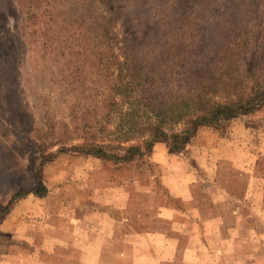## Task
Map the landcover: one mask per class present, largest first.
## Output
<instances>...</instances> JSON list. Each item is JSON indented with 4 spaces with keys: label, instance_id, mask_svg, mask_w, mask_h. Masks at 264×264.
Returning <instances> with one entry per match:
<instances>
[{
    "label": "rangeland",
    "instance_id": "1",
    "mask_svg": "<svg viewBox=\"0 0 264 264\" xmlns=\"http://www.w3.org/2000/svg\"><path fill=\"white\" fill-rule=\"evenodd\" d=\"M27 1L39 6L24 23L14 1L0 0V45L18 47L8 46L7 64L18 56L24 76L38 65L53 87L65 84L60 92L70 99L67 108L80 104L77 122L91 121L88 102L81 101L84 85L96 78L95 62L83 54L76 72L78 64L60 59L57 50H47L44 61L35 62L45 44L86 43L85 36L66 38L71 30L59 17V4L53 10L43 0ZM234 1L114 0V38L110 34L108 42L126 49L129 67L140 71L157 62L158 74L161 64L169 66L174 59L185 66L168 68L167 74L212 71L222 46L234 42L246 47L234 59L244 66L256 59L260 65L247 87L264 88V0ZM1 76L16 95L23 88L29 92L28 81L18 89L8 73ZM36 95L42 115L45 98ZM57 107V117L67 114ZM133 111V120L142 121L140 106ZM9 115L0 110L1 136H6L1 120ZM117 122L127 125L116 119L110 130ZM182 125L166 129L181 130ZM68 134L70 144L82 141L80 129L69 126ZM57 149L48 150L54 157L42 169L46 196L18 200L0 230V248H5L0 264H264V104L230 121L196 126L191 142L176 154L168 153L163 142L141 157L121 161ZM25 152L20 168L0 175V207L17 189L34 185L36 157L31 147Z\"/></svg>",
    "mask_w": 264,
    "mask_h": 264
},
{
    "label": "trees",
    "instance_id": "2",
    "mask_svg": "<svg viewBox=\"0 0 264 264\" xmlns=\"http://www.w3.org/2000/svg\"><path fill=\"white\" fill-rule=\"evenodd\" d=\"M12 1L25 16L24 23L35 15L33 11L39 6L27 0ZM43 1L46 7L53 10L56 9L54 4L62 6L59 17L71 30L67 39L75 38L78 41L83 33L87 42H63L55 47L52 46L57 42L45 44V52L35 62H43L47 57V50L49 53L57 50L60 59H72L75 66L78 64L74 68L76 72L81 71L79 65L82 58H85L83 54L89 56L91 62H95L96 78L94 80L91 77L92 80L84 85L86 87L81 101L88 102L91 121L82 118L77 122L76 113L82 109L80 104V109L77 105L67 108L66 104L70 99H64L65 95L60 92L65 84L53 87L40 73L38 65L36 69H29L24 76L18 56L11 57L10 64L6 62L10 49L13 47L15 51L18 48L14 47L16 44L0 45V73H8L11 83L18 89L21 84L24 85L23 81H28L29 89V92L24 88L20 89L16 95L13 91L16 88L3 84L0 79V110L4 114H10L7 120H1L5 127L2 131L6 136L0 134V175L20 168V161L25 157L27 148H32L37 161L32 172L34 185L17 189L7 204L0 207V224L21 198L29 194L39 198L46 196L48 190L42 180V169L54 157V154L48 152L53 146L58 145L57 152L71 151L121 161L141 157L144 150L152 148L157 142H163L167 145L168 153L176 154L191 142L196 126L230 121L264 104V88L256 83L247 87V83L259 71L258 60H251L244 66L241 60L232 57L237 51L245 50L243 45L226 42L213 60V70L207 73L167 74L168 68L183 70L185 64L176 62V59L171 60L169 66L167 63L161 64V74L157 72V62L146 63L139 71L129 67L125 48L108 42L110 34L114 38L115 26L111 24L112 16L110 17L114 0ZM22 5H25V9H22ZM165 61L162 60L161 63ZM29 79L34 88L30 87ZM8 87L12 94L6 95L2 91L4 88L9 90ZM27 94L30 102H27ZM36 94H43L45 98V111L42 115L36 106ZM55 102L66 109L67 114L57 117L58 107ZM136 106H140L144 116L139 123L133 120ZM125 107L126 110H123ZM116 119H124L127 125L117 122L110 130ZM56 121L62 130L59 136L54 134ZM174 124H183V128L168 132L166 127ZM69 126L82 131L81 142L70 144L71 138L67 137ZM43 134H49L50 138H42ZM37 135L39 138L35 137ZM134 137L142 138V141L138 143Z\"/></svg>",
    "mask_w": 264,
    "mask_h": 264
},
{
    "label": "crops",
    "instance_id": "3",
    "mask_svg": "<svg viewBox=\"0 0 264 264\" xmlns=\"http://www.w3.org/2000/svg\"><path fill=\"white\" fill-rule=\"evenodd\" d=\"M27 196V195H26ZM22 199V198H21ZM10 217V213L7 215V217L3 220V222L0 224V230L4 228V225H6V221L9 219ZM0 249H2L3 251L5 250L4 246L1 247Z\"/></svg>",
    "mask_w": 264,
    "mask_h": 264
}]
</instances>
